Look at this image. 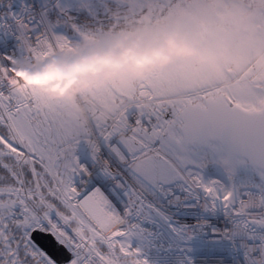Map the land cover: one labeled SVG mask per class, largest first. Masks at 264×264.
<instances>
[{"label": "snow or ice", "instance_id": "snow-or-ice-1", "mask_svg": "<svg viewBox=\"0 0 264 264\" xmlns=\"http://www.w3.org/2000/svg\"><path fill=\"white\" fill-rule=\"evenodd\" d=\"M107 2L0 0V264H264V99L189 89L176 67L105 87L84 119L8 83L12 60L88 39L80 13Z\"/></svg>", "mask_w": 264, "mask_h": 264}, {"label": "clouds", "instance_id": "clouds-1", "mask_svg": "<svg viewBox=\"0 0 264 264\" xmlns=\"http://www.w3.org/2000/svg\"><path fill=\"white\" fill-rule=\"evenodd\" d=\"M232 3L233 0H167L150 14L146 12L105 29V34H110L113 39L101 51L81 54L71 65L58 64L56 55L41 61V69L53 67L64 71L77 64L89 69L73 72L71 84L59 81L63 91H53L51 84L28 85L16 76V72L35 73L19 67L17 60H12L17 66L8 69V83L18 90L24 86L35 87L45 96L70 100L80 87H84L85 76L99 75L97 83L115 77V82L124 86L137 81L144 72L159 70L175 59L182 58L193 60L197 65H205L212 73L221 76L226 72L232 75L239 72L237 79L247 78L250 83L264 85V0H253L254 11L248 14L243 25L250 37L257 30L260 32L255 37L259 42L258 47L247 67L237 58L229 42L228 27L235 16ZM219 61H223V67ZM22 95L31 99L30 93L24 92ZM75 112L87 119L83 108H76Z\"/></svg>", "mask_w": 264, "mask_h": 264}, {"label": "trees", "instance_id": "trees-1", "mask_svg": "<svg viewBox=\"0 0 264 264\" xmlns=\"http://www.w3.org/2000/svg\"><path fill=\"white\" fill-rule=\"evenodd\" d=\"M152 5V11H156L160 8V6H156V3H152ZM97 7H99V4L97 5ZM231 7L235 12V16L233 17L232 23L228 27V37L231 47L236 53V49L239 46H252L255 43H258L255 37L260 35V32L259 30H257V32L252 37H250L249 31L243 27L245 21L248 18V14L254 11L253 0H233ZM105 8L108 9L107 14H105ZM147 9V6L141 9L138 4L134 10H130L129 8L127 9L126 6L118 7L115 3L107 2L106 4H104L103 7H99V17L90 18L86 14L80 13L79 21L84 32L88 34V39H84L83 37H81L80 39H74L72 41V45L81 47L84 50H86L89 46H92L96 50L101 51L103 48L107 47L113 39L110 34H105V29L110 26L123 24L126 20L131 19L133 17H139L144 13L148 12ZM117 15L120 17L119 20L115 19ZM53 19H55V17H53ZM93 36L95 38H93ZM189 60L190 59H184V61L182 62H189ZM219 63H221V66L223 67V61H219ZM192 71L193 73L188 76H190L192 79H200L202 73L198 70ZM184 80L185 79L182 78V81ZM201 80L202 79H200V81ZM242 88L244 87H232L227 89L226 92L230 95H241L245 99L249 100V102L264 99V85L255 82L251 83L252 90L249 93L241 92L240 90ZM73 111L75 112L74 109Z\"/></svg>", "mask_w": 264, "mask_h": 264}, {"label": "rangeland", "instance_id": "rangeland-1", "mask_svg": "<svg viewBox=\"0 0 264 264\" xmlns=\"http://www.w3.org/2000/svg\"><path fill=\"white\" fill-rule=\"evenodd\" d=\"M84 1L80 2V5L83 3ZM151 3H156V6H161L165 3H167V1H162V2H152ZM133 4L126 6L127 9L129 8L130 10L133 9L132 7ZM137 6V5H136ZM148 11V9H147ZM258 43H255L252 46H243V47H238L236 49V53H237V58L244 62V66L247 67L249 64H251L252 62V56L253 53L256 51L257 47H258ZM184 61V59L182 58H177L174 61H172L170 64L162 67L161 69H172V68H176V67H180L182 69V75L181 77L184 78L185 80L183 81V84L185 85V87L189 88V89H195L196 87H203L206 86L210 83H215V82H223L228 80L231 76H235L236 74H238L239 72L235 73V75H232L229 72H226L223 76H221L220 74H215L212 73L207 66L205 65H197L193 60H189L186 62H182ZM159 69L160 71H163ZM192 70H198L202 73V76L200 77V79H202L200 81V79H192L190 76L193 73ZM157 71V70H156ZM156 71H150L149 73H157ZM227 75V76H226ZM198 80V81H197ZM116 78L112 77L111 79H106L107 83H104L103 89L105 87H109V88H124L126 86H128L129 84H126L124 86H120L118 85L116 82ZM134 83V81H133ZM112 85H114V87H112ZM240 86H243L244 88H242L240 91L244 92V93H249L252 88H251V83L248 81L247 78H244L240 81H236L232 84H229L228 87L226 89L235 87V88H239ZM225 90V89H224ZM97 98V97H96Z\"/></svg>", "mask_w": 264, "mask_h": 264}, {"label": "built area", "instance_id": "built-area-1", "mask_svg": "<svg viewBox=\"0 0 264 264\" xmlns=\"http://www.w3.org/2000/svg\"><path fill=\"white\" fill-rule=\"evenodd\" d=\"M7 1V0H5ZM12 3V2H11ZM13 6V5H12ZM18 11V10H17ZM7 59H11V57H6ZM18 61V65L19 67L22 68H26L29 69L31 72L35 73V74H28V72L25 71H17L16 73H23L24 75L21 76V78L27 82L28 85H36V83H30L29 82V78L31 77H39L41 75V72L44 71V69H41L40 66V62H33L31 64H29L28 62L24 61V60H17ZM35 88V87H34ZM37 89V88H36ZM81 93V92H80ZM85 94H84V98L83 100L86 101V103H88V100H85ZM87 97V96H86ZM91 101V100H90ZM258 197L255 198V200L253 202L258 203ZM203 199L201 200V204H203ZM247 202V201H246ZM210 203V202H209ZM236 211L243 213L245 216H248L251 219H256L257 213L255 212H247L244 208L237 206ZM177 218H181V217H177ZM181 222L183 223V219L181 218ZM191 223H196V221H190ZM221 247L223 248H227V245H222ZM152 259H162L163 258V254H161L160 256H158L156 253H152L151 254ZM224 264H232V260L230 259V257L228 256L227 251H225L224 254Z\"/></svg>", "mask_w": 264, "mask_h": 264}, {"label": "bare ground", "instance_id": "bare-ground-1", "mask_svg": "<svg viewBox=\"0 0 264 264\" xmlns=\"http://www.w3.org/2000/svg\"><path fill=\"white\" fill-rule=\"evenodd\" d=\"M11 2H12V5H13V9H14V10H19L17 0H7V1H5V4H7V3H11ZM5 10H6V9H5ZM51 69H55V68H53V67H49V68L46 69V71H48V73H50ZM71 71H72V68H67V69L65 70V74H64L65 80H64V81H66L67 84H71V83H73V81L70 80V78L72 77V76L70 75ZM239 76H240V75H239ZM239 76H237V77H239ZM90 77H91V76H85V77H83V81L89 79ZM240 80H242V79H237V78H236V79L233 80L232 82H234V81L236 82V81H240ZM67 84H65V85H67ZM78 87H79V86H78ZM80 92H81V93H80ZM84 94H85V87H83L82 90H81V88H79V91H77V92L73 95V97H74L75 102H76L77 105L79 106V108H80V105H81V107H82L84 110L86 109L85 114H86V116H87V107H88V103H82L83 98H84ZM85 98H86L85 100H88V101L91 100L89 97H86V96H85Z\"/></svg>", "mask_w": 264, "mask_h": 264}, {"label": "water", "instance_id": "water-1", "mask_svg": "<svg viewBox=\"0 0 264 264\" xmlns=\"http://www.w3.org/2000/svg\"><path fill=\"white\" fill-rule=\"evenodd\" d=\"M110 1H111V0H110ZM151 1L158 2V1H167V0H150V2H151ZM123 2H126L127 5H131V4H133V3L135 2V0H127V1L123 0ZM236 77H237V76H236ZM221 92H222V91H221ZM194 103H199V100H195Z\"/></svg>", "mask_w": 264, "mask_h": 264}, {"label": "flooded vegetation", "instance_id": "flooded-vegetation-1", "mask_svg": "<svg viewBox=\"0 0 264 264\" xmlns=\"http://www.w3.org/2000/svg\"><path fill=\"white\" fill-rule=\"evenodd\" d=\"M73 4H75V3H73ZM73 6V5H72Z\"/></svg>", "mask_w": 264, "mask_h": 264}]
</instances>
